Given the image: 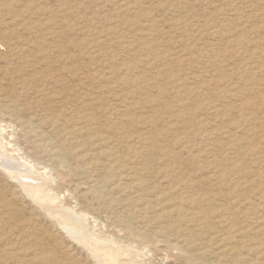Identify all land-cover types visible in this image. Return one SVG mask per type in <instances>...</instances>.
I'll return each instance as SVG.
<instances>
[{"label": "rangeland", "instance_id": "obj_1", "mask_svg": "<svg viewBox=\"0 0 264 264\" xmlns=\"http://www.w3.org/2000/svg\"><path fill=\"white\" fill-rule=\"evenodd\" d=\"M121 1H123V3H121ZM126 1L128 0H22V1L17 0L15 4H12L13 6L10 5L9 7H6V6L3 7L2 2L3 3L5 2L4 0H0V6H2L0 7V25H3V26H0V29H1L0 34L3 33V31L10 30L13 28L14 29V30L12 29L13 40L17 43H24V42H28L30 39H32V37H34L33 35L34 33L31 34V32L35 31L36 29L37 33H40L39 36L43 35L44 37L48 34H51L48 37L49 41H50V38L51 39L53 38L51 36L58 33V35L60 34V38H59L60 43L65 42V41L70 43L68 44V46L63 48V52L59 51V49L56 50L55 48L54 49L50 48L53 51L52 50L47 51V53H50V55L46 59L47 60L46 63L43 64V68L35 70V71H33L35 68L34 66H31V64H33L32 63L33 61H36L35 58H41L40 57L41 53L38 52L34 54L35 53L34 52V53H30L29 55L13 56L9 51H7L8 49L6 46L0 43V87H1L0 97L4 96L6 99H9V100L13 99L16 103L20 102L21 104H23L22 107H24L18 114V117L20 118H16L15 116H12L9 113L4 114L0 112V157L1 158L3 157L2 159H0V164L2 161L5 162L7 160H10L11 163H13V165L15 166L11 169V174H10L8 172L9 171L8 168L6 171L0 165V167H2L0 168V203L1 204L9 203L10 208L12 209L11 212L9 211L7 217L5 216V212L1 214L2 216H4V218L5 217L6 218L2 223H0L1 226H3V227H0V238H1L0 248H3L4 246H7L6 248H10V249L14 248L15 249L14 256L17 254V257H20V259H17V257L14 258L15 260L12 259L13 257L6 258L8 261L5 259V257H3L4 259L0 258L1 259L0 264L1 263L3 264V262L4 264H8V263L15 264L13 261L15 262L18 261L17 263H20V264H40V263H37L35 260H33V263L28 262V260H31V257H33L32 255L33 250L38 251L39 248L40 250L38 252L40 251L49 252L52 255L56 256L55 260L46 262V264H97L98 258H94L95 257L94 254L91 253L89 249H87L88 247L83 241L88 238H89L88 239L89 244L97 245L98 247L100 243L106 244L107 247L108 246L118 247L119 245V247L128 248L129 246L132 251L134 250L132 253V256L126 255L125 257L124 255H122L121 259L126 260L128 259V257L135 256L137 260L140 261L142 264H211V263L212 264H264V241H261V239H264V233H263L264 225H259L264 222L261 221L259 223H256L257 224L256 225L254 224L255 221H253L256 219L255 213L257 214L260 213L257 215V217L258 216L260 217L261 213L264 215V202H263L264 193H262V191L260 190L264 184V173L261 172L260 174L262 176H258V178L254 180V177H251L250 179V177H247L243 171L239 172V174H241L243 177H246L248 181L249 179L250 181L253 180L251 182V187L258 185L256 187L257 189L252 188L250 193L249 191H247V189H245V187L243 188L244 190L242 188H239L241 192L239 191V189L235 191L234 189H231L229 185L223 184L224 181L219 182L218 177L216 176L219 173V170H223L224 167L233 166L230 163L233 164L235 162L234 160L239 156L242 157V161L244 160V163L242 164L247 163L246 165L250 166L252 163L253 165V167L251 165L252 168L254 169L260 168V170H263V168L258 167V166H263L262 163L260 164L258 159H263L264 153L263 152L260 153L258 152V150L256 151L248 150L247 151V149L249 148V146L254 145L257 148L259 146L261 148L260 150H263L264 140H261L260 138L264 137L263 135L264 133V93H262V95L253 94L254 98H252L253 101L258 102L257 105L255 103V106H253L254 108L252 109H254L253 112L255 114L257 122H260L257 125L258 130L260 131V132L258 131L259 138L257 136H253L254 138L252 137V139H250L249 141H248L249 138L245 139L244 141H240L239 144H237L233 150H230V149L225 150V151L220 150L218 152L212 153L210 151V148L212 147V142L213 143L215 142L217 144L221 142H229L230 138H228L226 135L221 134L217 136H211V138L204 139L202 135L203 131L201 129H198L197 127L192 126V122L186 119L183 121V123L186 126L185 129L178 131L176 135H172L166 130L167 121H169L170 124L171 123L177 124L175 122L176 120H174L175 119L174 115L176 114L178 115L184 112H191L195 108L196 104L199 103L198 101L199 99H194L193 101H191V104H186V105L181 104L178 96L174 93V90L177 89L176 86L179 85V83L175 84L172 81L167 83L168 80H161V82L166 81L164 83H167L166 87L167 89L170 90L168 92L171 95H165V96L163 94L160 95L156 88L157 86H154L155 79L141 84L140 87L134 91L133 96L127 98L126 101L124 98L122 99L121 94L129 90L126 84L121 83L122 80L128 81L134 78L135 76H141V75L143 76L148 75V77L151 76V71H149L148 66L144 60H143V63L141 62L142 63L141 66H139L140 63L138 64V67L140 68L137 71L133 70L131 73H119L118 72L116 75H113L114 66L111 67V62L109 60V52L110 53L115 52L114 54L117 56L119 55L118 57H122V56L125 57L127 54L123 50H121L119 46H114L115 48L113 47L112 41H111L112 39H110L111 35H107L106 31H108L107 27L110 26V22L112 23V20H115V19L122 20L125 18L129 20L133 19L131 16L127 14V12L125 11L123 7ZM138 3L144 7H147L148 4H150L151 7L150 5L149 7L152 10V16L154 15L153 16L154 18L156 19L158 18V21L160 20L159 23L160 22L161 23L157 27L159 28L157 30L159 31L160 40L158 36H157L158 40L157 39L156 40L160 42L161 44L163 43L164 45L169 43L168 47L163 46V50H164V47H166L165 50L168 53L172 54L173 57L181 58V60L179 61L177 65L173 63L169 64V67H172L175 73L180 75V78L182 77L181 82L187 83V85L191 83L189 85V87L191 88L194 86L197 88L200 83H201L200 86L206 87V85L210 83L209 81L211 79L213 78L221 79L223 76L227 75L225 78L227 77L230 78V80H228L230 81L229 85H231L235 91L229 90V87H225L224 85L221 84L220 86H218V89H215V90L214 89L211 90L210 88L203 89L204 90L203 92H205L203 93L204 94L203 97L206 100L213 99V101L217 104L219 109H222L224 107L228 108V106L230 109H232L233 107H234L233 109H235L236 107L235 105H237V108L240 107L242 103L240 99L241 95L237 96L236 93L242 94L243 90H241L242 83L240 80V74L242 72L241 67L245 64L243 63V61L248 62V60L247 59L241 60L245 56L238 54L239 52L234 50L235 46H231L230 43H231V40L234 38V35L237 33V30H240L241 28H246L250 30L252 34V35L250 34L252 36V39L254 36L255 37L257 36V38L255 39H260L261 37H264V0H236V1L235 0H178V1L177 0H138ZM180 3H182L183 5L181 4L180 6ZM168 4L169 5L172 4V5L169 6ZM174 4H177V5H174ZM64 6L68 7L70 11L67 13H64L62 9ZM167 7L169 8V10ZM7 9L10 13L13 12V15L10 14L7 11ZM218 10H220L219 12H222V14L217 15ZM179 11H181V14ZM18 14L19 16H17ZM183 16L185 17V19ZM190 16H194V17H190ZM120 17L122 19H120ZM179 17L182 20L179 19ZM223 20H225V22ZM179 22L185 23V25H183L184 27L182 26V28H180L181 31L178 28ZM175 23L177 27H175ZM6 24H7V27H6ZM30 24L32 25V27ZM68 24L70 26H68ZM167 26H170L172 28L167 27ZM209 26L210 28H208ZM249 26H252V28H249ZM29 28L31 29L29 30ZM39 29H41L42 32ZM89 29L92 31H90ZM47 30L48 31L50 30L52 33H49L50 31L48 32ZM252 30H255L256 34L252 32ZM220 31H222L221 32L222 35L220 34ZM226 31H228L229 33ZM95 32L97 35L95 34ZM166 32L167 34L169 33L171 35L163 36L165 35ZM86 34L88 35L86 36ZM94 36H96V38ZM130 36H131L130 38H133L132 34ZM92 40H94L95 42ZM83 41L85 42L92 41V42L90 46L89 44L81 45L80 43H83ZM222 41H223V44H222ZM96 43H102V44L105 43L102 48V51L101 49H99V46L97 47ZM72 44H74L75 46L74 45L72 46ZM180 45L183 47H181ZM184 45H187V47ZM224 46H226L227 48H225ZM245 46L246 47L244 49L248 47L249 49L247 48V51L251 50L252 46L250 43L247 42ZM91 47H92V50H91ZM219 47H222L221 50ZM104 48L106 49L104 50ZM188 49L190 51H188ZM214 49L221 51V53L224 52L223 54H224L225 59L223 58V56L222 58H220V56L219 57L216 56L215 53L213 52ZM119 50L121 51V53ZM207 51L208 53L209 52L211 53L208 54ZM72 52H74V54L75 53L79 54L80 56L78 60L79 59L80 60L79 61L77 60L74 63L67 61L65 63H62L61 65L62 60L58 59L60 55H56V54H61V53L62 54L63 53L72 54ZM186 53H188L189 55H187ZM176 54H178L179 56ZM10 55H12L13 57ZM34 55H38V57H34ZM226 55L228 57L227 63H225ZM147 56L148 55L144 51H143V55L141 53L137 55L138 59H141V58L144 59ZM182 56L183 57L185 56V59ZM209 56L211 59L209 58ZM206 57L209 58L210 60L206 59ZM229 57L231 58V60ZM14 58L16 59L21 58L22 60L20 59L17 61ZM201 58H204L205 60ZM125 59L129 60L130 65H133V63H135L137 60V59H129V58H125ZM239 59L241 61H239ZM221 60H223L224 63L221 62ZM39 61H42V58ZM259 61L260 62L262 61L261 58L258 59V62ZM211 63L214 65H212ZM41 64L42 63L35 64V65H41ZM69 64H70V67H69ZM218 65L220 66L218 67ZM71 66H76V68L79 71L78 75L77 74L73 75L69 73L68 70H70ZM225 66L228 70L225 68ZM161 67L162 66H158V68L163 69ZM212 67L214 69H212ZM160 69H157V70H160ZM237 69L239 70L237 71ZM203 71L205 72L202 73ZM211 71L212 72L214 71L215 74L211 73ZM193 73H195V76H192L194 75ZM227 73L229 74V76ZM200 74L201 76L198 77V75ZM210 74H213V77ZM107 75L108 77H106ZM258 75H261V74H258ZM19 76L21 78H19ZM113 76H116V77H113ZM189 76L191 79L192 78L194 79V80L192 79L194 82L191 80L189 81L190 79ZM198 78H203L204 80L197 83L195 80H197ZM205 78L206 79L209 78L208 81L205 80ZM247 79L250 82H252L251 79L249 78ZM77 80L78 81L81 80V81L77 82ZM117 81H120V85L118 83L119 86H117L116 84ZM21 82L26 83L24 84V89L22 88L23 84ZM35 82L37 83L35 84ZM260 82H264V79H261ZM107 83L115 84L113 86L115 87L114 88L115 91L113 93L111 92L112 94L109 93V96H108L109 100H106V102H103V104L100 105L101 110L98 113V117L106 127V131H105L106 135L109 136L114 142V145H116L115 148L123 151L122 155L119 158L118 163L126 164L132 167L131 170H133V174H135V176L139 175L138 177L143 178V181L147 183L148 186L143 187V196H144L143 201H146L148 203V206H150V210L148 212L142 213L139 210L137 211V210L127 209V210H130V214L126 215L127 213H129V211L127 210L123 211V206H119L120 205L119 203H115L111 201L110 197L111 196L116 197L117 195H119L121 198H125L129 192H126L125 190L121 192H119L118 190H115V194L114 193L110 195L106 194L105 196L104 194L106 193V190L104 189L106 188L102 189L104 185L103 184L100 185V183L96 181L100 178L99 174H102L101 170H96L97 172L95 171L85 172V170H82L83 165H84L83 163L86 161L82 160V158L77 160L74 158L73 155H71V153L69 154V152L71 151L70 146H72V144H70L69 141L68 142L64 141L67 139L63 137L64 135H62L63 130L59 129L57 132L55 130L52 131L49 124L44 123V120H46L47 118L56 119L58 117L56 111L54 110L56 107L54 106V103L52 101H56L59 98H64L63 111L66 114V116L62 115L61 117H59L58 125L59 124L60 125L57 127H61V128L64 126L68 127V122L66 124V121H69V120L73 122L76 121L74 119L78 118L77 116L79 115V111L82 110L80 108H83L81 105L83 103H79L78 98L79 97L81 98V96H83L85 97L86 101L88 100L90 102L91 96H96L97 95L96 92L101 91L99 90V89H102L101 86L107 85ZM74 85H77V88ZM222 86L224 89H222ZM236 88H239L240 90ZM42 90L43 92H41ZM228 90L232 91V94L228 93L227 92ZM93 91H94V95H91L93 94ZM89 93L90 95L88 97L87 95ZM115 94L117 97H115ZM55 97H57V99H55ZM203 97L201 99H203ZM205 99L203 101H206ZM124 102L128 104L129 106L133 107L129 113V116L131 117V121L128 124L119 125V123H116V121L117 119H119L121 115L119 113L123 112L122 105L125 104ZM161 105L171 108L172 113H169V112L167 114L164 113L163 107ZM109 106L112 107L113 113L106 110V107H109ZM27 108L29 110L28 112H27ZM76 108L79 109V111ZM25 109H26V112L24 111ZM22 112L24 115L22 114ZM227 113L229 116L226 113H224L222 116L221 115L218 116L219 119L218 118L216 119V117L215 119H213L212 116H211L212 118H210L208 116H205L207 115L206 113L202 112L201 117L203 116V118L207 119V120L205 119L206 120L205 123L208 122V120H210L209 121L210 123L209 122L208 123L211 125L208 124V128H207L209 130L211 127L213 126L215 127L216 125L219 126L220 124L221 128H224V130L227 131L228 129L227 127L229 125V130H231L230 132L234 133L236 132V129H237L235 128V124H230L228 123V121H230L229 120L230 117L235 118L236 120L239 119L235 117L238 114H236L237 112H234L233 115L235 114V116H233L232 112H227ZM213 121L215 122L214 125H213ZM216 121H217V124H216ZM220 122H224V124ZM242 122H244L242 123V128H244V130L251 128V125L248 123V121H242ZM49 127H50V130H49ZM60 130H61V133H59ZM162 130L164 132V135H159ZM40 131L43 132L42 136L40 135L41 134ZM125 132H126V135L129 136L128 138L129 142H126L124 138ZM184 134H186L187 136V139H186L187 142L186 144H184L185 145L184 148H182L181 146L174 147L173 138L182 137ZM44 136L45 137L47 136L46 138L49 141ZM83 136H80L78 139L86 143L89 140V136H86V135H83ZM36 140L40 142V145L42 143L41 145L42 147L39 146L38 144L39 142ZM50 141L52 144L50 143ZM78 148L76 147L73 148L77 150L75 153L77 152L80 153L81 151H83V149L86 150L87 153L96 152L98 164L107 166L108 163H111V158L109 156H105L102 154V151H107L108 147H104V146L101 147V145H96V146H92L91 148L87 145L85 147H78ZM4 151H6L8 154ZM258 153L260 154L258 155ZM27 154H28V157H26ZM260 155L262 156L260 157ZM70 156L73 159L72 158L70 159ZM175 156H177V158H175ZM256 156L257 158H255ZM6 157H8L9 159H6ZM230 159H234V160H230ZM250 159L252 162L250 161ZM73 160H75L76 162H73ZM55 163H58L56 164L57 166L55 165ZM65 165L68 167H66ZM18 166H20V168ZM78 166H79V169H78ZM68 168L72 171L69 172ZM93 172L95 174H93ZM18 174L24 175V176L26 175L25 177H28L30 179L31 178L36 179L37 181L39 180L45 181L46 179L45 187L46 188L49 187L48 192L46 191L47 193H49V197H48L49 199H45L46 202L45 201L44 202L45 203L50 202V205L59 206L60 209H65L67 210V212H70L69 214L70 216H72L71 218L74 217L72 221H76V218L83 219L85 222V226H86L84 229V233L83 231H79L76 229L72 231L68 230V232H66V230L68 229L67 227L68 225L66 224L67 225L66 226L65 224H60L59 221L56 220L57 218L54 215H51V214L49 215V213L46 212L39 205L38 202L36 203L35 199L31 195H29L26 192V190L19 184V181L16 178V175L18 176ZM253 174L254 173H252L251 175ZM213 176H216L217 178ZM112 178H111V182L117 183L116 179H112ZM262 178L263 180L261 181ZM190 180L194 181V186L191 189V194L194 197H199V200H196V201H193V202H190V203H187L181 206L184 215H187V218L190 221L191 219H195L196 216L200 212L208 210L209 204L207 205L206 201L202 200L203 198H206L208 194H211V195L215 194L214 196H216L215 202H213L212 205L215 204L216 206L217 205H223V207L226 206V211H223L225 212L223 217H221L223 212L222 213L218 212L213 215L212 219L213 221L214 220L215 221L212 225V228L209 230L199 229L198 226L196 228L195 225L190 224V223L182 225V228H185V230L193 226L191 227L192 229H195L196 231L200 232V233L198 232V237L196 238V240L192 242V244L181 242L180 241L181 238L180 237L178 238V234L170 230L168 233L164 232L167 235H165L164 233H159V232L155 233V230L159 231L158 226H156L157 224L154 223V224H149V226H146L148 222H145L147 218L151 219V217H153L155 213L159 212L160 208H167V206L166 207H164L165 205L163 206V203L165 201L160 200V198L164 194L170 192L171 189L175 187L177 184H179L180 182L190 181ZM95 182H97L98 185L95 184ZM222 185L226 187L224 188ZM219 189L220 190L222 189V190L220 191ZM212 190L215 192L217 191L220 195L218 193H214ZM226 192H228L229 194ZM240 193L242 195L244 194L243 196H245V198H243V196H240ZM131 194L135 195L136 193L135 191H133ZM218 195L220 197H218ZM232 195H234L235 197ZM238 195L240 196V198L238 197ZM248 195H249V198H247ZM229 196L232 198H228ZM179 197H180L179 193H175L169 197L168 201H176V200L178 201ZM262 197L263 199H260ZM200 198L202 199L200 200ZM216 198L219 201L216 200ZM239 200L242 202H240ZM261 205L263 206L261 207ZM117 207L119 211L121 210L120 212H118ZM254 207H256L255 210L259 212H256L255 210H253ZM171 208L172 207L168 209H171ZM116 210H117V213L115 212ZM228 210H230L232 213L235 212L237 216L233 215L235 216L234 218L231 212ZM137 213L143 214V223L138 221ZM131 215L133 216L132 219H131L132 217ZM218 217L222 220H220ZM262 218H264V216ZM262 218L260 217L259 219L261 220ZM124 219L126 221H124ZM234 219L236 222L234 221ZM218 220L220 221V223ZM231 220L234 221L235 227L237 226H240L241 228L243 227L242 229L245 232L241 233L242 237H239L236 240L230 241L229 243V241H225V240L223 241L221 239L223 238L224 234H227L228 229L230 227L229 226L230 223L231 224L233 223ZM22 221H27L29 223H32V222L35 223V226H36L34 228L35 233L33 234L34 239L32 240L33 238L32 235L31 237L30 236L25 237V235H22V237L19 236L22 239L18 237L20 240L19 239L16 240L15 237L12 238L13 240L12 239L10 240V235L12 233L16 234L17 231H19L18 229L23 224ZM217 222L219 224H217ZM251 225L253 227H251ZM149 227L152 230L153 234L152 232H150ZM131 228L132 229L134 228V229L132 230ZM201 230L204 233H202ZM249 230L250 232H252V234L249 232ZM258 230L262 231L261 233L262 235L261 234H259L260 236L257 235ZM98 233L99 235L102 234L101 235L102 238H105V239L107 238L105 241H103L104 243L101 241H99L98 243V240L95 238V236H93V235H98ZM247 235H249L250 237L253 236L251 242L249 240L251 238L248 237ZM167 236L169 237V239L167 238ZM44 237H46L49 240V242L48 240L46 241V238ZM79 237H82V238H79ZM76 238L79 239L78 240L79 242L77 241ZM35 240L37 242H35ZM38 240H40L41 243ZM236 241H239V242H236ZM113 242H115L116 244L115 243L112 244ZM252 242L253 244H251ZM193 243L196 245H194ZM232 243L236 245L235 246L231 245ZM190 246L191 248H189ZM256 246L258 247L256 248ZM179 247L181 248V251ZM199 247L200 249H197ZM226 247L227 249H225ZM182 248L185 251H182ZM25 249H28L27 252H25L26 251ZM221 250L223 252H221ZM182 253L184 255H182ZM196 257L197 259H195Z\"/></svg>", "mask_w": 264, "mask_h": 264}, {"label": "bare ground", "instance_id": "obj_2", "mask_svg": "<svg viewBox=\"0 0 264 264\" xmlns=\"http://www.w3.org/2000/svg\"><path fill=\"white\" fill-rule=\"evenodd\" d=\"M19 1V0H18ZM22 1V0H21ZM178 1V0H177ZM236 1V0H235ZM4 2L5 3H3L2 2V6L3 7H9L10 5H12V4H15L16 2H17V0H4ZM205 2V1H204ZM121 3H123V1H121ZM23 4V3H22ZM120 4V3H119ZM181 4L182 3H180V6H181ZM209 4V3H208ZM149 5L150 4H148V6L147 7H144V6H142V5H140L139 3H138V0H128V1H126V3L124 4V9H125V11L127 12V14L129 15V16H131L133 19H131V20H129V19H126L125 17V19H122L121 17H120V19H122V20H112V23L110 22V26L109 27H107L108 29V31H106L107 33V35H111V37H110V39H112L111 41H112V45H113V47L114 46H119L120 48H121V50H123L127 55L125 56V57H118L117 55H115L114 53H110L109 52V60H110V62H111V67H113L114 66V69H113V75H116L118 72L119 73H131L133 70L134 71H137L140 67H138V64H139V66H141V64L143 63V60L145 61V63L147 64V66H148V69H149V71H151V76H149L148 77V75H146V76H143V75H141V76H135L134 78H132V79H130V80H128V81H124V80H122L121 81V83H123V84H126L127 85V87L129 88V90L128 91H125L123 94H121V97H122V99L124 98L125 99V101H126V99L127 98H129V97H131V96H133V94H134V91L137 89V88H139L140 87V85L141 84H143V83H145V82H147V81H150V80H153V79H155V84H154V86H157L156 88H157V90H158V93L161 95V94H163L164 96L165 95H171L168 91H170L169 89H167V87H166V84L167 83H169V82H173V83H175V84H177V83H179V85H177L176 86V88L177 89H175L174 90V93L178 96V98H179V100H180V102H181V104H184V105H186V104H191V101H193L194 99H199L198 101H199V103L198 104H196V106H195V108L191 111V112H184V113H181V114H176V115H174L175 116V119L174 120H176L175 122L177 123V124H174V123H169V121H167V131L169 132V133H171L172 135H176V133L178 132V131H181V130H184L185 129V124L183 123V121L186 119V120H190L191 122H192V126H194V127H197L198 129H201L202 131H203V138L205 139H207V138H211V136H217V135H226L228 138H230L229 139V142H221V143H219V144H217V143H213L212 142V147L210 148V151L212 152V153H214V152H218V151H220V150H223V151H225V150H228V149H230V150H233L234 148H235V146L237 145V144H239V142L240 141H244L245 139H247V138H249L248 139V141L250 140V139H252V137L253 136H257L258 137V123H260V122H257V119H256V117H255V114H254V112H253V110L254 109H252V108H254L253 106H255V103H256V105L258 104V102L256 101H253V99L252 98H254V95L256 94H260V95H262V93H264V82H260V80L261 79H264V65H263V63H264V37H259L260 39H262V40H260V39H255V38H257V36L255 37H253V39H252V34H251V31L250 30H248V29H246V28H241L240 30H237V33L234 35V38L231 40V43H230V45L231 46H235V48H234V50H236L237 52H239L238 54H241L242 56H245L243 59H241V60H244V59H247L248 60V62H244L243 61V63H245L241 68H242V72H241V74H240V80H241V90H243L242 91V94L240 93V94H238V93H236V95L237 96H240V99H241V105H240V107H238L237 108V105H235L236 107H235V109H230L229 108V106H228V108H222V107H220V108H222V109H219L218 108V106H217V104L213 101V99L212 100H206L204 97H203V93H205V92H203L204 90L203 89H206V88H210L211 90L212 89H218V86H220L221 84L222 85H224L225 87H229V90H234L233 89V87L231 86V85H229L230 83V81H228V80H230V78H225L227 75H225V76H223L221 79H211L209 82V84H207L206 85V87L204 86H200L201 85V83L199 84V86L196 88L195 86L194 87H189V85L191 84H189V85H187V83H182L181 82V78H180V75L179 74H177V73H175V71L173 70V68L172 67H169V64H171V63H173V64H178L179 63V61L181 60V58H179V57H173L172 56V54H170V53H168L166 50H165V48L166 47H168L169 46V43L168 44H166V45H164L163 43L161 44L160 42H158L157 40V36L159 37V31L157 30V29H159V28H157L158 27V25H160V23H159V21H158V18L156 19V18H154L153 16H152V10H151V5H150V7H149ZM169 5V4H168ZM172 5V4H171ZM171 5H169V6H171ZM174 5H177V4H174ZM183 5V4H182ZM210 5H211V3H210ZM2 6H0V7H2ZM13 6V5H12ZM19 6V5H18ZM120 6V5H119ZM146 6V5H145ZM163 6V5H162ZM161 6V7H162ZM165 6V5H164ZM168 6V7H169ZM122 7V6H121ZM167 7V8H168ZM11 8V7H10ZM170 8V7H169ZM169 8H168V10H169ZM176 8V7H175ZM63 9V12L64 13H67V12H69L70 11V9L68 8V7H63L62 8ZM123 9V8H122ZM155 9V8H154ZM153 9V10H154ZM174 9V8H173ZM177 9V8H176ZM235 9V8H234ZM6 10V9H5ZM11 10V9H10ZM18 10V9H17ZM32 10V9H31ZM31 10H29V11H31ZM167 10V9H166ZM180 10V9H179ZM236 10V9H235ZM234 10V11H235ZM7 11H8V9H7ZM25 11V10H24ZM216 11V10H215ZM220 10H218V12H217V15H220V14H222V12H219ZM9 12V11H8ZM180 12V14H181V11H179ZM179 12H178V14H179ZM10 13V12H9ZM26 13V12H25ZM24 13V14H25ZM121 13V12H120ZM120 13H118V14H120ZM10 14H12L13 15V12L12 13H10ZM28 14V13H27ZM185 14V13H184ZM122 15V14H121ZM183 15V14H182ZM194 15V14H193ZM224 15V14H223ZM17 16H19V14L17 15ZM27 16V15H26ZM65 16V15H64ZM106 16V15H105ZM119 16V15H118ZM126 16V15H125ZM13 17V16H12ZM28 17V16H27ZM33 17V16H32ZM109 17V16H108ZM107 17V18H108ZM123 17V16H122ZM143 17H145V18H143ZM184 17V16H183ZM182 17V18H183ZM187 17V16H186ZM190 17H194V16H190ZM29 18V17H28ZM116 18V17H115ZM130 18V17H129ZM195 18H197V17H195ZM194 18V19H195ZM221 18V17H220ZM20 19V18H19ZM109 19V18H108ZM112 19V18H111ZM110 19V20H111ZM166 19V18H165ZM179 19H181L180 17H179ZM184 19H185V17H184ZM190 19V18H189ZM215 19V18H214ZM219 19V18H218ZM4 20V19H3ZM12 20V19H11ZM33 20H34V18H33ZM85 20V19H84ZM169 20V19H168ZM182 20V19H181ZM8 21V20H7ZM13 21H14V19H13ZM164 21V20H163ZM173 21H174V19H173ZM187 21H188V19H187ZM220 21V20H219ZM224 22H225V20H223ZM223 21H221V22H223ZM16 22V21H15ZM83 22V21H82ZM87 22V21H86ZM166 22H167V20H166ZM171 22V21H170ZM210 22V21H209ZM214 22V21H213ZM14 23V22H13ZM85 23V22H84ZM159 23V24H158ZM192 23H194V22H192ZM204 23V22H203ZM208 23V22H207ZM244 23V22H243ZM242 23V24H243ZM4 24V23H3ZM126 26H125V25ZM167 24V23H166ZM221 24V23H220ZM245 24V23H244ZM247 24V23H246ZM26 25V24H25ZM25 25H24V27H25ZM31 25V24H30ZM107 25V24H106ZM183 25H185V23L184 22H179V29L180 28H182V26ZM248 25V24H247ZM0 26H3V25H0ZM27 26V25H26ZM29 26V25H28ZM39 26V25H38ZM53 26V25H52ZM51 26V27H52ZM68 26H70L69 24H68ZM67 26V27H68ZM78 26V25H77ZM171 26H173V25H171ZM193 26V25H192ZM223 26V25H222ZM239 26V25H238ZM6 27H7V24H6ZM11 27V26H10ZM9 27V28H10ZM24 27H23V29H24ZM31 27H32V25H31ZM36 27V26H35ZM54 27V26H53ZM104 27H106V26H104ZM160 27V26H159ZM162 27V26H161ZM167 27H170V26H167ZM175 27H177V25H176V23H175ZM184 27V26H183ZM188 27H190V26H188ZM215 27V26H214ZM243 27V26H242ZM34 28V27H33ZM37 28V27H36ZM170 28H172V27H170ZM187 28V27H186ZM208 28H210V26L208 27ZM226 28V27H225ZM235 28V27H234ZM233 28V29H234ZM249 28H252V26H249ZM255 28V27H254ZM8 29V28H7ZM13 29V28H12ZM12 29H10V30H6V31H3V33H1L0 34V43L1 44H4L6 47H7V51H9L13 56H18V55H29L30 53H34V54H36V53H41L40 54V57L42 58V61H39L41 58H35L36 59V61H33L32 63L33 64H31V66H34V70L33 71H35V70H38V69H41V68H43V64H45L46 63V59L48 58V56L50 55V53H47V51H51L52 49H50V48H55L56 50H58L59 49V51H62L63 52V48H65L66 46H68V44H70L69 42H61L60 43V40H59V38H60V34L58 35V33L57 34H54L53 36H51V37H53L52 39L50 38V41L48 40V37L51 35V34H48V35H46V36H44L43 37V35H40L39 36V34L40 33H37V31H36V29H35V31H33V32H31V34H33L34 35V37H32V39H30L28 42H24V43H17V42H15L14 40H13V38H12V34H13V32H12ZM16 29V28H15ZM27 29H28V27H27ZM31 28H29V30H30ZM42 29H44V28H42ZM87 29V28H86ZM91 29H93V28H91ZM174 29V28H173ZM218 29H219V27H218ZM221 29V28H220ZM256 29V28H255ZM1 30V29H0ZM14 30V29H13ZM40 31H41V29H39ZM90 30V29H89ZM167 30H169V29H167ZM166 30V31H167ZM225 30V29H224ZM228 30H229V28H228ZM235 30V29H234ZM26 31V30H25ZM32 31V30H31ZM48 31V30H47ZM46 31V32H47ZM50 31V30H49ZM48 31V32H49ZM81 31H82V29H81ZM90 31H92V30H90ZM180 31H181V29H180ZM233 31V30H232ZM236 31V30H235ZM42 32V31H41ZM163 32V31H162ZM191 32V31H190ZM201 32V31H200ZM222 31H220V34L222 35V33H221ZM226 32H228V31H226ZM252 32H256L255 30H252ZM36 33V34H35ZM49 33H52L51 31L49 32ZM62 33V32H61ZM185 33V32H184ZM206 33V32H205ZM215 33V32H214ZM229 33V32H228ZM95 34H96V32H95ZM133 35V38H130L131 36L130 35ZM219 34V33H218ZM219 34V35H220ZM227 34V33H226ZM251 34V35H250ZM256 34V33H255ZM62 35V34H61ZM88 34H86V36H87ZM97 35V34H96ZM167 35H171V34H167V32L165 33V35H163V36H167ZM191 35V34H190ZM92 36V35H91ZM98 36H99V34H98ZM89 37V36H88ZM95 38H96V36H94ZM107 37H109V36H107ZM217 37V36H216ZM63 38V37H62ZM90 38V37H89ZM89 38H87V39H89ZM99 38V37H98ZM97 38V39H98ZM218 38V37H217ZM230 38V37H229ZM229 38H227V39H229ZM232 38V37H231ZM96 39V40H97ZM150 39H151V41H150ZM157 39V40H156ZM221 39H222V37H221ZM226 39V40H227ZM67 40V39H66ZM95 40V39H94ZM94 40H92V41H94ZM159 40H160V37H159ZM171 40V39H170ZM259 40V41H258ZM48 41V42H47ZM63 41V40H62ZM91 41V42H92ZM109 41V40H108ZM225 41V40H224ZM81 42V41H80ZM91 42H85V41H83V43H80L81 45H88L89 44V46H90V44H91ZM95 42V41H94ZM167 42V41H166ZM247 42L248 43H250L251 44V50H249V51H247V48L246 49H244L246 46V44H247ZM105 43H107V42H105ZM105 43H96L97 44V47L99 46V49H101V51H102V48H103V46H104V44ZM111 43V42H110ZM215 43V42H214ZM219 43V42H218ZM77 44V43H76ZM213 44V43H212ZM222 44H223V41H222ZM225 44H226V42H225ZM74 44H72V46H73ZM190 45V44H189ZM209 45H211V44H209ZM75 46V45H74ZM95 46V45H94ZM163 46H166V47H164V50H163ZM181 46V45H180ZM184 46H186L187 47V45H184ZM216 46V45H215ZM220 46V45H219ZM78 47V46H77ZM76 47V48H77ZM82 47V46H81ZM80 47V48H81ZM181 47H183V46H181ZM225 48H227L226 46H224ZM68 48V47H67ZM93 48H95V47H93ZM109 48H110V46H109ZM115 48V47H114ZM180 48V47H179ZM220 48V50H221V48L222 47H219ZM229 48V47H228ZM79 49V48H78ZM106 48H104V50H105ZM230 49V48H229ZM232 49V48H231ZM249 49V48H248ZM91 50H92V47H91ZM169 50V49H168ZM228 50V49H227ZM53 51V50H52ZM67 51V50H66ZM100 51V52H101ZM114 51V50H113ZM120 51V50H119ZM143 51L148 55L147 57H145L144 59L143 58H141V59H138V57H137V55H139V53H141L142 55H143ZM172 51V50H171ZM177 51H178V49H177ZM181 51V50H180ZM188 51H190L189 49H188ZM80 52V51H79ZM103 52H105V51H103ZM175 52V51H174ZM173 52V53H174ZM182 52V51H181ZM214 53H215V55L216 56H220V58H222V56H223V58H224V52H222L221 53V51H219V50H215L214 49V51H213ZM232 52V51H231ZM236 52V53H237ZM7 53V52H6ZM98 53V52H97ZM117 53H118V51H117ZM120 53H121V51H120ZM179 53V52H178ZM203 53V52H202ZM207 53H208V51H207ZM209 53H211V52H209ZM208 53V54H209ZM228 53V52H227ZM233 53H235V52H233ZM62 54V53H61ZM56 54V55H60V57L58 58V59H61L62 61H61V65H62V63H65V62H67V61H70L71 63H74V62H76L77 60H78V58H79V54H74V52H72V54ZM187 55H189L188 53H186ZM190 54H192V53H190ZM207 54V55H208ZM237 54V55H238ZM12 55H10V56H12ZM174 55V54H173ZM176 55H178V54H176ZM204 55V54H203ZM241 55H240V57H241ZM12 56V57H13ZM55 56V55H54ZM179 56V55H178ZM186 56V55H185ZM185 56L183 57L184 59H185ZM196 56V55H195ZM213 56V55H212ZM231 56V55H230ZM29 57V56H28ZM34 57H38V55H34ZM53 57V56H52ZM215 57V56H214ZM239 57V58H240ZM25 58H27V57H25ZM57 58V57H56ZM108 58V57H107ZM125 58H129V59H137L136 60V62L135 63H133V65H130L129 64V60H127V59H125ZM182 58V59H183ZM198 58H200V57H198ZM197 58V59H198ZM209 58H210V56H209ZM209 58H207L206 57V59H209ZM216 58V57H215ZM227 55H226V62L225 63H227ZM230 58V57H229ZM259 58H261V62L259 61L258 62V59ZM14 59H16V58H14ZM21 58H17L16 60L18 61V60H20ZM32 59V58H31ZM38 59V60H37ZM57 59V60H58ZM100 59H101V57H100ZM188 59V58H187ZM191 59V58H190ZM201 59H204V58H201ZM211 59V58H210ZM209 59V60H210ZM214 59V58H213ZM212 59V60H213ZM225 59V58H224ZM223 59V60H224ZM22 60V59H21ZM80 60V59H79ZM78 60V61H79ZM205 60V59H204ZM223 60H221V62H223ZM230 60H231V58H230ZM240 59H239V61H241ZM185 61V60H184ZM203 61V60H202ZM216 61V60H215ZM235 61V60H234ZM9 62V61H8ZM11 62V61H10ZM109 62V63H110ZM142 62V63H141ZM204 62V61H203ZM219 62V61H218ZM233 62V61H232ZM29 63V62H28ZM40 63H42L41 65H35V64H40ZM78 63V62H77ZM216 63V62H215ZM224 63V62H223ZM240 63V62H239ZM172 64V65H173ZM212 64V63H211ZM210 64V65H211ZM218 64V63H217ZM235 64V63H234ZM184 65V64H183ZM182 65V66H183ZM206 65H207V63H206ZM205 65V66H206ZM209 65V64H208ZM212 65H214V64H212ZM211 65V66H212ZM216 65V64H215ZM158 66H162L161 68H163V69H160V68H158ZM203 66V65H202ZM201 66V67H202ZM220 65H218V67H219ZM236 66V65H235ZM234 66V67H235ZM239 66V65H238ZM66 67H68V66H66ZM69 67H70V64H69ZM178 67V66H177ZM179 67H180V65H179ZM200 67V68H201ZM215 67V66H214ZM237 67V66H236ZM235 67V68H236ZM29 68V67H28ZM27 68V69H28ZM203 68V67H202ZM209 68V67H208ZM225 68H226V66H225ZM230 68V67H229ZM14 69V68H13ZM20 69V68H19ZM32 69V68H31ZM157 69H160V70H157ZM204 69V68H203ZM205 69H207V68H205ZM212 69H214L213 67H212ZM216 69V68H215ZM227 69V68H226ZM80 70V69H79ZM182 70V69H181ZM228 70V69H227ZM234 70V69H233ZM239 69H237V71H238ZM241 70V69H240ZM69 71V73H71V74H73V75H78V73H79V71H78V69L76 68V66H71V68H70V70H68ZM110 71V70H109ZM197 71H199V70H197ZM216 71V70H215ZM181 72V71H180ZM205 71H203L202 73H204ZM217 72H218V70H217ZM231 72V71H230ZM233 72V71H232ZM61 73V72H60ZM68 73V72H67ZM68 73V74H69ZM102 73V72H101ZM133 73H135V72H133ZM182 73V72H181ZM201 73V74H202ZM207 73V72H206ZM211 73H214V71L212 72L211 71ZM220 73V72H219ZM218 73V74H219ZM221 73H223V72H221ZM5 74V73H4ZM104 74V73H103ZM111 74V73H110ZM194 75H192V76H195V73H193ZM201 74L200 75H198V77L199 76H201ZM215 74V73H214ZM228 74V73H227ZM237 74V73H236ZM238 74V75H239ZM258 74H261V75H258ZM23 75H25V74H23ZM64 75H65V73H64ZM150 75V74H149ZM164 75H166V76H164ZM184 75H185V73H184ZM184 75H183V77H184ZM210 75H212V77H213V74H210ZM216 75H217V73H216ZM22 76V75H21ZM43 76V75H42ZM68 76V75H67ZM85 76V75H84ZM161 76H162V78H161ZM167 76H169V77H167ZM228 76H229V74H228ZM106 77H108V75L106 76ZM113 77H116V76H113ZM186 77V76H185ZM220 77V76H219ZM19 78H21L20 76H19ZM77 78V77H76ZM189 78H190V76H189ZM247 78H249V79H251V81L252 82H250ZM42 79V78H41ZM44 79V78H43ZM80 79V78H79ZM95 79V78H94ZM193 79V78H192ZM191 78L189 79V81L191 80V81H193ZM209 79V78H208ZM208 79H206L205 78V80H207L208 81ZM110 80H112V79H110ZM161 80H168V82L167 83H164V82H166V81H163V82H161ZM184 80V79H183ZM204 79L203 78H198L197 80H195L197 83H199V82H201V81H203ZM79 81H81V80H79ZM78 80H77V82H79ZM97 81V80H96ZM28 82V81H27ZM34 82V81H33ZM73 82V81H72ZM109 82V81H108ZM152 82V81H151ZM183 82H185V81H183ZM194 82V81H193ZM22 83V82H21ZM37 82H35V84H36ZM118 83H119V85H120V81H117V86H119L118 85ZM172 83V84H173ZM197 83H196V85H197ZM18 84H20V83H18ZM23 84V89H24V84H26L25 82H23L22 83ZM32 84V83H31ZM174 84V85H175ZM73 85V84H72ZM78 85V84H77ZM77 85H74V86H76V88H77ZM103 85V84H102ZM115 84H112V83H107V85H104V86H101L102 87V89H99V90H101V91H99V92H96L97 93V95L96 96H91V99H90V102L88 101H86L85 100V97H83V96H81V98L79 99L78 98V101H79V103H83L84 104V106H83V104H81L82 105V107L83 108H80V109H82L81 111H79V109H77L78 111H79V115L77 116L78 118H76V119H74V120H76V121H66V124H67V122H68V127H57V126H59L58 125V120H59V117H61L62 115H65L66 116V114L64 113V111H63V107H64V105H63V101H64V98H59V99H57V97H55V99H57L56 101H52L53 103H54V106L56 107H54L55 109V111H56V113H57V115H58V117L56 118V119H53V118H47L46 120H44V123H46V124H49V126L51 127V130L53 131V130H55L56 132L59 130V129H62L63 130V133H62V135H64L63 137H65L67 140H64V139H62V140H64L65 142L67 141H69L70 142V144H72V146H70L71 147V151L69 152V154L71 153V155H73L74 156V158L75 159H81L82 158V160H85L86 162H84L83 164V168H82V170H85V172L86 171H95V172H97L96 170H101V172H102V174H99L100 175V178L98 179V180H96L98 183H100V185L101 184H103L104 185V187H102V189L103 188H106V189H104V190H106V193L104 194L105 196H106V194H115V190H118L119 192H121V191H126V192H129L128 193V195L125 197V198H121L119 195H117L116 197H114V196H111L110 197V200L111 201H113V202H115V203H119L118 205L119 206H123V211H125V210H127V209H130V210H139L140 212H148L149 210H150V206H148V203L146 202V201H143L144 200V196H143V187H147L148 185H147V183H145L144 181H143V178H140V177H138L139 175H136L135 176V174H133V170H131V168L132 167H130V166H128V165H126V164H120V163H118V161H119V158H120V156L122 155V150H119V149H117V148H115L116 147V145H114V142L112 141V139L109 137V136H107L106 135V133H105V131H106V127H105V125L101 122V120L99 119V117H98V113H99V111L101 110V107H100V105L101 104H103V102H106V100H109L108 98V96H109V93H113L115 90H114V88L115 87H113ZM192 85H193V83H192ZM191 85V86H192ZM203 85V84H202ZM32 86H34V85H32ZM4 87V86H3ZM26 87V86H25ZM100 87V86H99ZM1 88V87H0ZM155 88V89H156ZM43 89V88H42ZM97 89V88H96ZM221 89V88H220ZM222 89H224L223 88V86H222ZM236 89H239V88H236ZM33 90V89H32ZM227 90V89H226ZM227 91L228 93H230V94H232V91ZM240 90V89H239ZM238 90V91H239ZM6 91V90H5ZM23 91V90H22ZM25 91V90H24ZM28 91V90H27ZM85 91V90H84ZM98 91V90H97ZM210 91V90H209ZM208 91V92H209ZM217 91V90H216ZM220 91V90H219ZM235 91V90H234ZM233 91V92H234ZM37 92V91H36ZM41 92H43V90L41 91ZM89 92V91H88ZM237 92V91H236ZM77 93V92H76ZM111 93V94H112ZM215 93V92H214ZM225 93H226V91H225ZM84 94H85V92H84ZM219 94V93H218ZM254 94V95H253ZM89 95H90V93L87 95L88 97H89ZM91 95H94V91H93V94H91ZM114 95V94H113ZM235 95V96H236ZM75 96V95H74ZM209 96H210V94H209ZM115 97H117L116 96V94H115ZM203 97V99H201ZM205 97H206V95H205ZM256 97V96H255ZM261 97V96H260ZM72 98V97H71ZM111 98V97H110ZM120 98V97H119ZM257 98V97H256ZM206 100V101H203V100ZM259 99V98H258ZM54 100V99H53ZM260 100V99H259ZM20 101V100H19ZM72 101H74V100H72ZM77 101V102H78ZM121 101V100H120ZM33 102V101H32ZM122 102V101H121ZM34 103V102H33ZM38 103V102H37ZM123 103V102H122ZM125 103V102H124ZM194 103V102H193ZM240 103V102H239ZM31 104V103H30ZM237 104V103H236ZM22 105L23 104H21L20 102H15L13 99H6L4 96H2V97H0V112H2V113H4V114H7V113H9V114H11L12 116H15L16 118H20V117H18V114H19V112L22 110V108H24V107H22ZM80 105V106H81ZM27 106V105H26ZM40 106V105H39ZM123 107V112L122 113H119V114H121L120 115V117H119V119H117V121H116V123H119V125H125V124H128L130 121H131V117L129 116V113H130V110L133 108L132 106H129L128 104H123L122 105ZM162 107H163V112L164 113H172V110H171V108H169V107H166V106H163V105H161ZM31 107H32V105H31ZM139 107V106H138ZM231 107V106H230ZM29 108V107H28ZM28 108H27V112L29 111L28 110ZM106 110H108V111H110L111 113H113V109H112V107L111 106H109V107H106ZM25 112H26V109L24 110ZM24 112V113H25ZM202 112H204V113H206L207 115H205V116H208V117H210V118H212L213 117V119H215V117H216V119L218 118L219 119V117L218 116H222L224 113H226L227 115H228V113L227 112H232V115H233V113L234 112H237L236 114H238V115H236L235 116V114L233 115V116H235L236 118H239V119H235V118H232V117H230V121H228V123H230V124H235V128H237L236 129V132H234V133H231L230 131L231 130H229V125H228V129H227V131H225L224 130V128H221V125L219 124V126H213V127H211L210 128V130L209 129H207L208 128V124L210 123L209 121L210 120H208V122H206L205 123V121L207 120L206 118H203V116L201 117V113ZM22 114H23V112H22ZM39 114V113H38ZM24 115V114H23ZM26 115V114H25ZM232 115H230V116H232ZM212 116V117H211ZM229 116V115H228ZM238 116V117H237ZM67 118V117H66ZM170 119V118H169ZM206 119V120H205ZM221 119V118H220ZM72 120V119H71ZM173 120V119H172ZM236 120V121H235ZM46 121V122H45ZM242 121H248V123L251 125V128H249V129H246V130H244V128H242V123H244V122H242ZM259 121V120H258ZM172 122H174V121H172ZM180 122V123H179ZM211 122H212V120H211ZM219 122V121H218ZM181 123H183V124H181ZM220 123H223L224 124V122H220ZM23 124V123H22ZM181 124V125H180ZM215 124V122L213 121V125ZM216 124H217V121H216ZM11 125H12V123H11ZM32 125V124H31ZM209 125H211V124H209ZM67 126V125H66ZM22 127V126H21ZM50 127H49V130H50ZM181 127H183V128H181ZM166 128V127H165ZM4 130H5V128H4ZM224 130V131H223ZM165 131V130H164ZM41 132V131H40ZM260 132V131H259ZM59 133H61V130L59 131ZM93 134V135H92ZM240 134V135H239ZM35 135V134H34ZM41 136L43 135V132H41V134H40ZM83 135H86V136H89V140L86 142V143H84L83 141H81V140H79L78 138L80 137V136H83ZM159 135H164V132H163V130L160 132V134ZM166 135V134H165ZM263 135H264V133H263ZM262 135V136H263ZM3 137V136H2ZM45 137V136H44ZM47 137V136H46ZM45 137V138H46ZM84 137V136H83ZM42 138V137H41ZM124 138H125V140H126V142H129V140H128V138H129V136L128 135H126V132L124 133ZM254 138V137H253ZM259 138V137H258ZM47 139V138H46ZM187 136H186V134H184L182 137H174L173 138V146L175 147H182V148H184V144H186V142H187ZM261 140H264V137H262V138H260ZM3 140H4V138H3ZM26 140V139H25ZM48 140V139H47ZM51 140V139H50ZM36 141H38V140H36ZM42 141V140H41ZM49 141V140H48ZM35 142V141H34ZM39 142V141H38ZM47 143V142H46ZM50 143H51V141H50ZM261 143V142H260ZM39 144V146H41L42 145V143H41V145H40V142L38 143ZM52 144V143H51ZM34 145V144H33ZM89 146V147H91L92 148V146H96V145H101V147L102 146H104V147H108V150L107 151H102V154L103 155H105V156H109L110 158H111V163H108V165L107 166H105V165H101V164H98V162H97V157H96V152H92V153H87L86 152V150H84L83 149V151H81L80 153H75L77 150L76 149H73L74 147H76V148H78V147H85V146ZM210 145V144H209ZM9 146V145H8ZM21 146V145H20ZM44 146V145H43ZM48 146V145H47ZM211 146V145H210ZM2 147H3V145H2ZM42 147V146H41ZM94 148V147H93ZM12 149V148H11ZM79 149V148H78ZM181 149V148H180ZM179 149V150H180ZM261 148L258 146V148L256 147V146H249V148L247 149V151L249 150V151H256V150H258V152H263L264 153V146H263V150H260ZM129 150V149H128ZM178 150V151H179ZM4 152H6V151H4ZM136 152V151H135ZM177 152V151H176ZM2 153V152H1ZM7 153V152H6ZM82 153V154H81ZM179 153V152H178ZM260 153H258V155L260 154ZM8 154V153H7ZM40 154V153H39ZM177 154V153H176ZM253 154H255V153H253ZM20 155V154H19ZM25 155V154H24ZM37 155V154H36ZM98 155V154H97ZM263 155V154H262ZM262 155H260V157L262 156ZM10 156H11V154H10ZM21 156V155H20ZM30 156V155H29ZM252 156V155H251ZM25 157V156H24ZM26 157H28V154H27V156ZM35 157V156H34ZM3 158V157H2ZM1 157H0V159H2ZM20 158H22V157H20ZM30 158V157H29ZM72 157L70 156V159H71ZM175 158H177V156H175ZM255 158H257V156L255 157ZM6 159H9L8 157H6ZM13 159V158H12ZM73 159V158H72ZM246 159V158H245ZM21 160V159H20ZM230 160H234V159H230ZM235 162L232 164V163H230L231 165H233V166H231V167H233V168H231V167H228V166H226V167H224V169L223 170H219V173L216 175L217 177H218V180H219V182L220 181H224L223 182V184H225V185H229V187L231 188V189H234L235 191L236 190H238L239 188H244L245 187V189H247V191H249V193H250V191L252 190V188H256L257 186L255 185V186H252L251 187V182L253 181V180H251L250 181V179H251V177H254V180L256 179V178H258V176H262L260 173L262 172V173H264V158L263 159H258V161L260 162V164L262 163V165L263 166H258V167H261V168H263V170H260V168H258V169H254V168H252L253 167V165H252V161H251V159H250V163H251V165H252V167H251V165L250 164H248V165H250V166H247L246 164H242V163H244V160L242 161V157H237L235 160H234ZM254 161V160H253ZM257 161V160H256ZM41 162V161H40ZM39 162V163H40ZM73 162H76L75 160H73ZM23 163V162H22ZM66 163H67V161H66ZM249 163V162H248ZM20 164V163H19ZM56 164H58V163H55V165ZM60 164V163H59ZM2 167H3V169L4 170H6L7 171V168H8V172L11 174V169L13 168V167H15L14 165H13V163H11V161L10 160H7V161H5V162H1V164H0ZM18 165V164H17ZM61 165V164H60ZM80 165V164H79ZM21 166V165H20ZM20 166H18L19 168H20ZM57 166V165H56ZM62 166V165H61ZM66 166V165H65ZM82 166V165H81ZM80 166V167H81ZM2 167H0V168H2ZM66 167H68V166H66ZM71 167V166H70ZM255 168H257V167H255ZM2 169V170H3ZM16 169V168H15ZM14 169V170H15ZM69 169V168H68ZM78 169H79V166H78ZM57 170V169H56ZM80 170H81V168H80ZM260 170V171H259ZM23 171V170H22ZM25 171V170H24ZM28 171V170H27ZM26 171V172H27ZM70 171H72V170H70L69 169V172ZM114 171H116V172H114ZM241 171H243L244 173H245V175L247 176V177H250V179H249V181L246 179V177H243L241 174H239V172H241ZM99 172V171H98ZM8 173V174H9ZM232 173V174H231ZM243 173V174H244ZM252 173H254L253 175H251ZM3 174V173H2ZM17 174V173H16ZM77 174V173H76ZM93 174H95L94 172H93ZM9 176H11V175H9ZM26 176V175H25ZM24 175H20V174H18V176L16 175V178H17V180L19 181V184L26 190V192L29 194V195H31L34 199H35V201H36V203L38 202L39 203V205L46 211V212H48L49 213V215L51 214V215H54L57 219L56 220H58L59 221V223L60 224H67L66 226L68 227V229L66 230V232H68V230L70 231H72V230H74V229H76V230H79V231H83V233H84V229H85V222H84V220L83 219H77L76 218V221H72L73 220V218H71L72 216H70V212H67V210H65V209H60L59 208V206H56V205H50V202L49 203H45L46 201H45V199H49L48 197H49V193H47L48 192V188L49 187H45L46 186V183H45V181H46V179H45V181H37L36 179H30V178H28V177H25ZM114 177V178H112V177ZM216 176H213V177H216ZM91 177V176H90ZM216 177V178H217ZM9 178V177H8ZM12 178V177H11ZM45 178V177H44ZM89 178V177H88ZM94 178V177H93ZM96 178V177H95ZM111 178L112 179H116V181H117V183L116 182H111ZM13 179V178H12ZM246 179V180H245ZM16 180V181H17ZM44 180V179H43ZM90 180V179H89ZM125 180V181H124ZM193 180V179H192ZM215 180V179H214ZM259 180H260V178H259ZM263 180V178L261 179V181ZM217 181V180H216ZM215 181V182H216ZM92 182V181H91ZM97 182H95V184H97L98 185V183ZM219 182H217V183H219ZM17 183V182H16ZM259 183V182H258ZM260 184V183H259ZM96 185V186H97ZM125 185V186H124ZM220 185V184H219ZM218 185V186H219ZM261 185V184H260ZM15 186H17V185H15ZM123 186V187H122ZM194 186V181H182V182H180L179 184H177L175 187H173L172 189H171V191L170 192H168V193H166V194H164L161 198H160V200L161 201H165L164 203H163V206L164 207H166L167 206V208H160V211L159 212H157V213H155L154 214V216L153 217H151V219H149V218H147L146 220H145V222H148V224L146 225V226H149V224H154V223H156L157 225L156 226H158V228H159V231H157V230H155V233L156 232H159V233H164V232H169V230L170 231H172V232H176L177 234H178V238L180 237L181 238V242H185V243H188V244H192V242L194 241V240H196V238L198 237V232L199 231H196L195 229H192L191 227H193V226H191V227H189L188 229H186L185 230V228H182V225H184V224H188V223H190V224H193V225H195L196 226V228H197V226L199 227V229H203V230H209V229H211L212 228V225H213V223H214V221H213V215L214 214H216V213H218V212H220V213H222L223 211H226V206L225 207H223V205H212L213 204V202H215V197L216 196H214V195H211V194H208V196L206 197V198H200V200L202 199V200H204V201H206V204L208 205L209 204V208H208V210H206V211H203V212H200L197 216H196V218L195 219H191V221L187 218V215H184V213H183V210H182V208H181V206L182 205H184V204H187V203H190V202H193V201H196V200H199V197H194L192 194H191V189H192V187ZM214 186H215V184H214ZM223 187H224V185H222ZM223 187H222V189H223ZM226 187V186H225ZM224 187V188H225ZM228 187V186H227ZM258 188H260V187H258ZM215 189V188H214ZM221 189V190H222ZM257 189V188H256ZM220 190V189H219ZM220 190V191H221ZM224 190H226V189H224ZM229 190V189H228ZM244 190V189H243ZM261 191H262V193H264V184H263V186H262V188L260 189ZM47 191V192H46ZM133 191H135V195H133V194H131ZM213 191V190H212ZM234 191V192H235ZM239 191L241 192V190L239 189ZM238 191V192H239ZM253 191H254V189H253ZM257 191V190H256ZM214 193H218L217 191L215 192V191H213ZM224 192V191H223ZM260 192V191H259ZM175 193H179V195H180V197H179V200L177 201H168V199H169V197L171 196V195H173V194H175ZM226 193H228V192H226ZM237 193V192H236ZM219 194V193H218ZM229 194V193H228ZM248 194V193H247ZM261 194V193H260ZM220 195V194H219ZM218 195V197H220ZM237 195V194H236ZM244 195V194H243ZM241 193H240V196H243ZM254 195V194H253ZM258 195V194H257ZM224 196H225V194H224ZM232 196H234V195H232ZM240 196L238 195V197L240 198ZM235 197V196H234ZM238 197H237V199H238ZM31 198V197H30ZM32 198V199H33ZM55 198V197H54ZM57 198V197H56ZM104 198H106V197H104ZM228 198H232V197H228ZM243 198H245V196H243ZM247 198H249V195H248V197ZM33 199V200H34ZM236 199V198H235ZM242 199V198H241ZM260 199H263V197L262 198H260ZM216 200H218L217 198H216ZM250 200H251V198H250ZM253 200V199H252ZM45 201V202H44ZM50 201V200H49ZM219 201V200H218ZM240 201V200H239ZM246 201V200H245ZM244 201V202H245ZM34 202V201H33ZM108 202H109V200H108ZM233 202V201H232ZM236 202V201H235ZM240 202H242V201H240ZM240 202H238V203H240ZM261 202H262V200H261ZM264 202V201H263ZM238 203H236V204H238ZM245 204V203H244ZM243 204V205H244ZM263 204V203H262ZM37 205V204H36ZM246 205H247V203H246ZM254 205V204H253ZM56 206V207H55ZM231 206H233V205H231ZM260 206V205H259ZM263 205H261V207H262ZM63 207V206H62ZM116 207V206H115ZM170 207H172L171 209H168V208H170ZM235 207V206H234ZM233 207V208H234ZM253 208V207H252ZM255 208L256 207H254V209L253 210H255ZM121 209H122V207H121ZM5 210V211H4ZM11 208H10V204L8 203V204H1L0 203V216H1V218H0V223H2L4 220H5V218L7 217V215H8V213H9V211L11 212ZM114 210V209H113ZM117 210H118V207H117ZM117 210L115 211L116 213H117ZM130 210H127V211H129V213H127L126 215H128V214H130ZM231 210V209H230ZM230 210H228V211H230ZM259 210V209H258ZM74 211V210H73ZM72 211V212H73ZM121 211V210H120ZM119 210H118V212H120ZM232 211V210H231ZM230 211V212H231ZM256 211V210H255ZM3 212H5V218H4V216H2L1 214L3 213ZM256 212H259V211H256ZM262 212V211H261ZM48 213H46V214H48ZM224 213L225 212H223V214L221 215V217H223L224 216ZM227 213H229V212H227ZM76 214V213H75ZM138 214V221L139 222H142L143 223V214H139V213H137ZM231 214H232V216L233 215H235V216H237L236 215V213L235 212H231ZM230 214V215H231ZM256 215V219L255 220H253V221H255V223L254 224H256V223H259V222H264V218H262L264 215L261 213V215H260V217L262 218L261 220L259 219L260 217L258 216L257 217V215L258 214H260V213H255ZM48 215V216H49ZM220 215V214H219ZM230 215H228V216H230ZM53 216V217H54ZM132 216V215H131ZM235 216H233L234 218H235ZM3 217V218H2ZM76 217V216H75ZM137 217H136V219H137ZM145 217V216H144ZM220 217V216H219ZM218 217V218H219ZM115 218V217H114ZM133 218V216L131 217V219ZM122 219V218H121ZM120 219V220H121ZM216 219V218H215ZM220 219V218H219ZM231 219V218H230ZM123 220V219H122ZM129 220V219H128ZM134 220V219H133ZM217 220V219H216ZM220 220H222V219H220ZM124 221H126L125 219H124ZM123 221V222H124ZM136 221V220H135ZM219 221V220H218ZM232 221V220H231ZM234 221H235V219H234ZM234 221H232L233 223L231 224L230 223V227H229V229H228V232H227V234H224V236H223V238L221 239V240H225V241H229V243H230V241H233V240H236V239H238L239 237H242V235H241V233H244L245 231H243V227L241 228L240 226H237V227H235L234 226ZM55 222V221H54ZM117 222V221H116ZM120 222H122V221H120ZM128 222V221H127ZM226 222V221H225ZM236 222V221H235ZM22 225H21V227L18 229L19 231H17V235L15 234V233H10L9 235H10V240L13 238V237H15V239L17 240V239H19V238H21L22 237V235H25V237H31V235H32V240L34 239V233H35V230H34V228L36 227L35 226V223L34 222H32V223H29V222H27V221H22ZM138 223V222H137ZM136 223V224H137ZM219 223H220V221H219ZM218 222H217V224H219ZM227 223V222H226ZM141 224V223H140ZM236 224V223H235ZM59 225V224H58ZM125 225H127V224H125ZM257 225V224H256ZM259 225H264V223H261V224H259ZM124 226V225H123ZM136 226V225H135ZM142 226V225H141ZM153 226H155V225H153ZM188 226H190V225H188ZM194 226V227H195ZM0 227H3V226H1V224H0ZM64 227V226H63ZM140 227V226H139ZM144 227V226H143ZM250 227V226H249ZM248 227V228H249ZM251 227H253L252 225H251ZM257 227V226H256ZM38 228V227H37ZM127 228V227H126ZM135 228V227H134ZM133 228V229H134ZM142 228V227H141ZM145 228H147V227H145ZM155 228V227H154ZM132 229V228H131ZM132 229V230H133ZM136 229V228H135ZM139 229V228H138ZM144 229V228H143ZM149 229H150V227H149ZM198 229V230H199ZM250 229V228H249ZM258 229V228H257ZM6 230H8V229H6ZM6 230H5V232H6ZM120 230V229H119ZM130 230V229H129ZM252 230V229H251ZM125 232H126V230H125ZM141 232H142V230H141ZM150 232H152V230L150 229ZM201 232H202V230H201ZM225 232V233H226ZM249 232H250V230H249ZM254 232H255V230H254ZM258 232V234L257 235H259V234H261L262 233V231L261 230H258L257 231ZM77 233V232H76ZM80 233V232H79ZM82 233V232H81ZM95 233V232H94ZM100 233V232H99ZM99 233H98V235H93V236H95V238L98 240V243H99V241H101V242H103V241H105L106 239L105 238H102V234L101 235H99ZM139 233V232H138ZM144 233V232H143ZM200 233V232H199ZM202 233H204V232H202ZM251 234H252V232H250ZM264 233V232H263ZM38 234V233H37ZM36 234V235H37ZM86 234V233H85ZM140 234V233H139ZM152 234H153V232H152ZM165 235H167L166 233H164ZM172 234V233H171ZM175 234V233H174ZM223 234V233H222ZM248 234V233H247ZM76 235V234H75ZM151 235V234H150ZM173 235V234H172ZM176 235V234H175ZM241 235V236H240ZM244 235V234H243ZM254 235V234H253ZM262 235V234H261ZM19 236H21V237H19ZM43 236V235H42ZM41 236V237H42ZM80 236V235H79ZM92 236V235H91ZM97 236V237H96ZM143 236V235H142ZM148 236V235H147ZM159 236V235H158ZM157 236V237H158ZM170 236V235H169ZM174 236V235H173ZM245 236V235H244ZM248 237H250L249 235H247ZM252 236V235H251ZM260 236V235H259ZM19 237V238H18ZM90 237V236H89ZM151 237V236H150ZM160 237V236H159ZM8 238V237H7ZM24 238V237H23ZM44 238H46V237H44ZM43 238V239H44ZM79 238H82V237H79ZM92 238V237H91ZM167 238L169 239V237L167 236ZM171 238V237H170ZM202 238V237H201ZM251 239H249L250 240V242H251V240H252V238H253V236L252 237H250ZM256 238V237H255ZM1 239V238H0ZM22 239V238H21ZM30 239V238H29ZM36 239V238H35ZM77 239V238H76ZM89 239V238H88ZM88 239H86V240H83L84 242H85V244L87 245V249H89L90 251H91V253H93L94 254V258H98V260H97V264H142L140 261H138L137 260V258L134 256V257H128V259H126V260H122L121 259V256L122 255H124L125 257H126V255H128V256H132V253H133V251L130 249V247L128 246V248H124V247H119V245H118V247H110V246H108L107 247V245L106 244H101L100 243V245H99V247L97 246V245H92V244H89V240ZM113 239V238H112ZM167 239V240H168ZM241 239H243V238H241ZM244 239H245V237H244ZM13 240V239H12ZM20 240V239H19ZM28 240V239H27ZM48 239L46 238V241H47ZM79 239H77V241H78ZM91 240V239H90ZM97 240H96V242H97ZM179 240V239H178ZM22 241V240H21ZM38 241H40V240H38ZM151 241V240H150ZM153 241V240H152ZM261 241H264V239H261ZM18 242V241H17ZM35 242H37L36 240H35ZM48 242H49V240H48ZM47 242V243H48ZM54 242V241H53ZM79 242V241H78ZM88 242V243H87ZM167 242V241H166ZM171 242V241H170ZM173 242V241H172ZM175 242V241H174ZM200 242V241H199ZM236 242H239V241H236ZM29 243V242H28ZM40 243H41V241H40ZM104 243V242H103ZM115 242H113L112 244H114ZM169 243V242H168ZM228 243V242H227ZM32 244V243H31ZM55 244V243H54ZM84 244V243H83ZM108 244V243H107ZM116 244V243H115ZM127 244H129V243H127ZM170 244V243H169ZM176 244V243H175ZM194 244V243H193ZM245 244H247V243H245ZM251 244H253V242L251 243ZM39 245V244H38ZM171 245H173V244H171ZM177 245V244H176ZM180 245V244H179ZM194 245H196V244H194ZM194 245H192V246H194ZM201 245V244H200ZM231 245H234L233 243L231 244ZM236 245V244H235ZM234 245V246H235ZM260 245V244H259ZM49 246V245H48ZM52 246V245H51ZM115 246V245H114ZM138 246V245H137ZM178 246V245H177ZM187 246V245H186ZM226 246V245H225ZM234 246H233V248H234ZM238 246H239V244H238ZM7 246H4L3 248H0V258H2V259H4L3 257H5V259L6 258H12L13 260H15L14 258H16L17 257V254L14 256V254H15V249L13 248V249H10V248H6ZM11 247V246H10ZM38 247V246H37ZM127 247V246H126ZM176 247V246H175ZM181 247V246H180ZM179 247V248H180ZM197 247V246H196ZM231 247V246H230ZM252 247V246H251ZM250 247V248H251ZM258 246H256V248H257ZM29 248H31V247H29ZM39 248V247H38ZM82 248V247H81ZM177 248V247H176ZM189 248H191V246L189 247ZM232 248V247H231ZM236 248H237V246H236ZM235 248V249H236ZM171 249V248H170ZM186 249H188V248H186ZM197 249H200V247L199 248H197ZM196 249V250H197ZM225 249H227V247L225 248ZM255 249V248H254ZM16 250H17V248H16ZM24 250V249H23ZM26 251L25 252H27V250L28 249H25ZM39 250H40V248H39ZM38 250V251H39ZM192 250V249H191ZM203 250V249H202ZM239 250V249H238ZM37 250H33V253H32V255H33V257H31V260H28V262H30V263H33V260H35L37 263H40V264H43V263H45L46 264V262H50V261H53V260H55L56 259V256H54V255H52L51 253H49V252H42V251H40V252H38ZM169 251V250H168ZM178 251H179V249H178ZM180 251H181V248H180ZM182 251H185V250H183V248H182ZM190 251V250H189ZM200 251V250H199ZM199 251H197V252H199ZM204 251V250H203ZM240 251V250H239ZM20 252V251H19ZM196 252V253H197ZM202 252V251H201ZM221 252H223L222 250H221ZM23 253H24V251H23ZM184 253V252H183ZM182 253V255H184ZM214 253V252H213ZM212 253V254H213ZM239 253V252H238ZM139 254V253H138ZM181 254V253H180ZM194 254V253H193ZM13 255V256H12ZM91 255V254H90ZM141 255V254H140ZM196 255V254H195ZM188 256V255H187ZM193 256V255H192ZM198 256V255H197ZM138 257V256H137ZM26 258V257H25ZM24 258V259H25ZM188 258V257H187ZM17 259H20V257H17ZM22 259V258H21ZM186 259V258H185ZM195 259H197V257L195 258ZM7 260V259H6ZM10 260V259H9ZM23 260V259H22ZM96 260V259H95ZM189 260H190V258H189ZM188 260V261H189ZM0 261H1V259H0ZM8 261V260H7ZM17 261V260H16ZM21 261V260H20ZM19 261V262H20ZM142 261V260H141ZM11 262H12V260H11ZM10 262V263H11ZM15 264L18 262H15V261H13ZM191 262V261H190ZM195 262V261H194ZM193 262V263H194ZM93 263V262H92ZM2 264V263H1ZM3 264H4V262H3ZM9 264V263H8ZM17 264H20V263H17ZM212 264V263H211Z\"/></svg>", "mask_w": 264, "mask_h": 264}]
</instances>
